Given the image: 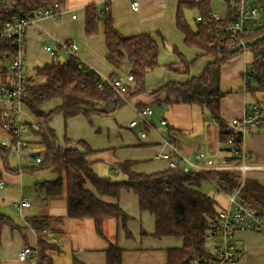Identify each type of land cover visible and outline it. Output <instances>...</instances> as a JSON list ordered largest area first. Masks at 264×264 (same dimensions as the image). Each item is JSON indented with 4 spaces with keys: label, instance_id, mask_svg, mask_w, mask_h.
I'll return each mask as SVG.
<instances>
[{
    "label": "trees",
    "instance_id": "16d2710c",
    "mask_svg": "<svg viewBox=\"0 0 264 264\" xmlns=\"http://www.w3.org/2000/svg\"><path fill=\"white\" fill-rule=\"evenodd\" d=\"M17 5L32 12L38 8L49 7L55 3L63 4L65 0H11ZM214 0H179L176 9V26L184 34V43L189 48L199 49L202 55L188 60L175 48L179 62L168 65L171 70L190 74L192 68L203 57L212 58L199 76H193L184 83L168 82L158 89L148 92L146 88L147 74L159 66V42L151 33L124 36L116 28L111 11V4H90L85 7V31L88 36L102 31L105 35L108 54L106 60L113 68L111 78L120 74H130L133 80L126 96L129 99L142 94L155 98L165 94V103H189L198 106L204 113L210 114L219 126L220 142L227 152L226 143L231 135L239 134L234 126L227 122L221 114V102L226 93L221 89L222 66L233 58L243 55L242 48L229 49L228 45H219L211 35L215 25L209 15L213 10ZM264 2V0H263ZM195 7L201 20L195 18L193 28L185 18L183 9ZM7 7L0 3V27L9 18ZM248 50L253 52L251 64L254 70L252 79H248V93L257 101L264 95V25L246 37ZM52 44V43H51ZM14 50L10 39L0 38V54H9ZM124 52L130 59V68L123 71ZM57 54V53H56ZM174 64H180L177 69ZM38 82L29 88L26 106L40 125L34 132L33 140L37 147H42V161L38 166H25L22 172L34 173L40 170L55 168L61 173L56 180L36 183L35 190L46 199L65 196L67 216L71 219H93L95 230L104 237L103 223L105 219L116 218L127 237L131 232L127 222L131 219L118 203L105 202L100 196L119 198L122 190L132 191L138 197L141 211L152 214L155 218V238L175 237L182 245L168 249L165 264H187L196 252H204L205 233L210 221L222 208L216 197L204 193L200 187L205 179L196 173H184L180 170L166 168L154 173L136 172L135 161L124 160L112 162L111 176L97 173L96 155L101 151L94 150L84 140H66L72 147H63L59 142L51 121L56 115H62L65 121L71 117L82 115L92 123L93 116L106 117L114 114L126 105L107 85L98 87L101 76L94 69L70 55L65 60L54 57L52 62L35 66ZM39 79L43 81H39ZM174 97V100L171 99ZM60 98L62 103L48 112L42 107L53 99ZM146 105H143L144 107ZM173 130L172 128L169 129ZM172 137V132L169 134ZM40 137V138H38ZM8 152L0 150V158L8 172H19L8 166ZM231 158V161H236ZM229 179L235 188L239 179L235 173L214 172ZM124 175V179H114ZM92 186L95 191L87 186ZM229 191H232L229 189ZM241 197L251 205L264 212V185L258 180L247 178L241 190ZM225 206V205H224ZM223 206V207H224ZM48 217H32L26 227L32 228L38 235L39 258L37 264H57L49 254L55 248L53 243L42 239L43 230L49 226ZM5 224L14 227L12 221L0 214V230ZM143 234L146 232L143 231ZM123 248L117 243L106 249L107 264H122Z\"/></svg>",
    "mask_w": 264,
    "mask_h": 264
},
{
    "label": "crops",
    "instance_id": "0c3cea01",
    "mask_svg": "<svg viewBox=\"0 0 264 264\" xmlns=\"http://www.w3.org/2000/svg\"><path fill=\"white\" fill-rule=\"evenodd\" d=\"M106 1L111 4L115 26L122 35L151 33L159 42V66L146 77L148 92L168 82L184 83L193 76H199L212 60L210 57H203L192 68L190 74L166 67L168 63L179 60L175 48L188 60L203 54L201 50L185 45V36L176 26L175 16L179 0H139L140 8L137 11L133 9L131 0H65L61 5L62 14L59 19L45 18L39 21L44 30L42 35L34 30L30 31L28 35L30 65L37 66L40 60L45 63L52 62L54 57L44 50L45 44H51L55 40H72L78 44L79 56L85 64L102 76H111L113 68L106 60L108 49L102 26L99 33L91 36L85 31V7ZM240 57L242 55L228 60L222 66L221 89L226 96L221 102V114L229 123L233 118L242 115L245 102L252 99L249 93L242 92V80L236 84L235 89H229L230 82L243 77L242 73L247 63L244 60V64L240 63ZM163 64L164 67H161ZM171 99L174 100V97ZM164 100L165 94L161 95L158 101L148 94L138 95L132 99L138 107L146 105L153 110L154 130L142 123L133 128L129 126L136 117L135 110L129 104L112 115L93 116L92 123L82 115L71 117L67 121L62 115H57L51 121V126L56 131L61 146H73L72 143H66L65 139L84 140L94 150L101 151L96 155L98 160L94 166L100 162L104 163L105 159L110 163L112 159L131 160L135 161L133 170L136 172L162 171L168 168L167 162L156 158V155L168 150V147L164 146V141L171 132L180 152L187 157H192L197 151H204L215 159L226 155L220 142L219 126L210 114L204 113L196 105L182 102L171 104L165 103ZM61 103L60 98L53 99L44 105L42 110L48 112ZM153 103L161 106L159 114L152 106ZM160 120L167 121V125L161 126ZM171 128L173 130L170 131ZM142 130L146 131L145 136L140 135ZM244 141L250 157L249 163L264 166V126L254 128L244 137ZM18 165L15 169H18ZM22 166L25 167L23 164ZM18 171L7 172L0 158V182L3 183L0 187V214L8 217L14 226L5 224L0 230V264H34L32 260L18 259V252L23 246L32 245L38 240L35 230L26 227L27 220L32 217L49 218V226L45 228L42 239L55 245L49 254L57 264H107L105 251L115 243L124 249L122 264H165L168 249L182 245L179 238L159 239L153 236L155 218L152 214L140 210L138 197L132 191L122 190L119 198L100 196L105 202L118 203L131 217L127 222L131 237H127L120 220L116 218L104 220L102 237L97 234L93 219H71L67 216L65 196L53 199L39 196L34 188L41 179L25 182L24 172ZM104 172L102 176H111L105 170ZM109 172L111 173V170ZM247 177L264 185V169L250 170ZM124 178V175L114 177L120 180ZM34 180L38 181L33 184ZM25 184H33L31 194L36 195L38 199H32L31 194L23 193ZM87 187L95 191L92 186ZM21 197L27 198L31 205L19 210L14 203ZM143 231L146 234H143ZM237 239L241 264H264L262 234L240 231L237 233Z\"/></svg>",
    "mask_w": 264,
    "mask_h": 264
},
{
    "label": "built area",
    "instance_id": "2783aa9c",
    "mask_svg": "<svg viewBox=\"0 0 264 264\" xmlns=\"http://www.w3.org/2000/svg\"><path fill=\"white\" fill-rule=\"evenodd\" d=\"M131 1L133 9L139 10V0ZM219 1L223 3L221 9H213L209 15L215 25L211 35L219 45H228L231 50L242 48L245 54L248 50L246 37L264 25V2L263 0ZM0 3L5 5L10 13L7 21L0 27V38L10 39L14 46L12 53L0 54V72L8 76L0 82V150L9 154L16 153L19 161L24 159L38 164L42 161L43 148H37V145L32 142L34 132L40 130V125L31 119L25 102L29 88L38 82L35 66L30 65L28 60V35L31 30L42 35L44 30L39 21L45 18L59 19L62 7L61 4L55 3L29 13L24 7L11 0H0ZM197 20L200 21L201 16H197ZM43 47L53 57L72 55L80 60L81 64H85L79 56L78 44L72 40H55L52 44H45ZM4 57L9 59L8 63L4 64ZM99 75L101 76L98 84L100 89H103L105 85L109 86L119 99L135 110L136 117L129 124L131 128L142 123L149 129H155L152 120L153 110L148 106L138 107L126 96L133 80L130 74H120L113 78ZM253 75L252 65L246 66L243 70L242 92L244 94L248 93V79H252ZM160 125L166 126L167 121L160 120ZM231 125L239 134L228 138L226 155L218 159L204 151H197L192 157H187L180 152L176 142L171 140V136L164 141V146L168 147V150L156 155V158L166 161L171 169L201 175L217 193L226 199L225 206L209 223L204 237L206 242L204 252L194 253L187 264H238L240 250L237 245V233L251 231L264 236V212L241 197V190L248 178V172L264 169L263 165L249 163L250 157L244 141V137L254 128L264 126V95L260 97V101L252 98L245 102L242 115L233 118ZM145 134L144 130L140 132L141 136ZM172 137H174L173 133ZM231 158L237 160L231 161ZM22 167L19 163L20 171ZM219 171L235 173V177L239 179L238 185L233 188L229 179L212 174ZM2 185L3 183L0 182V187ZM14 205L21 210L29 207L31 203L27 198L21 197ZM38 258V240L32 245L23 246L18 252V259L21 261L32 260L34 264H37Z\"/></svg>",
    "mask_w": 264,
    "mask_h": 264
},
{
    "label": "rangeland",
    "instance_id": "374dc122",
    "mask_svg": "<svg viewBox=\"0 0 264 264\" xmlns=\"http://www.w3.org/2000/svg\"><path fill=\"white\" fill-rule=\"evenodd\" d=\"M222 6H223V3H221L219 0L214 1L213 4H212V7H213L214 10H220ZM183 11H184V14H185V18L188 20V22L191 24V26L193 28H195L196 27L195 18L197 17V15L199 13L198 9L195 8V7H192V8L186 7V8L183 9ZM240 58H241L240 63L244 64V62H243V60H244L247 63L246 66L250 67L251 64L253 63L254 55H253L252 51L247 50L245 52V54H243L242 57H240ZM65 59H66V56H60V60H65ZM3 60L5 61L4 62V64H5V63H8L9 59L4 57ZM177 62H179V60ZM177 62L168 63L166 65V67L168 65H170V64L177 63ZM44 63H45L44 61L42 62L40 60L39 62H37V65H42ZM164 65L165 64L160 65V66L164 67ZM173 66H175L177 69H181V65L180 64H174ZM168 69H170V68H168ZM6 77H8V76H6V75H4L3 73L0 72V82L2 81V79L6 78ZM239 77H240V75H239ZM241 80H242V84H244V78L241 77L240 80L236 79L235 82H230L229 83V89H235L236 84L240 83ZM39 81H43V80L39 79ZM48 106H46V107H48ZM152 106L155 108L157 114H159L161 112V106H158V103H153ZM44 112H47V111H44ZM30 117H31L32 120L37 121V120H35L33 115H30ZM38 138H40V137H38ZM33 139H36V137L34 136ZM37 148H39V146ZM21 161H22L21 163L24 166H30V165L38 166V164H39V163L38 164L37 163H32V161H30V160L22 159ZM114 161L115 160L112 159V162H114ZM117 161H119V160H117ZM19 162L20 161H19L18 156H17L16 153L9 154V156H8V166L11 169L17 168V165H18ZM111 164L112 163H110L109 160L105 159L104 163L100 162L97 166H95V168H96L97 172L99 174H101V175H104V173H105L104 170L106 171L107 174L111 175V173L109 172L111 170V166H110ZM23 176H24L25 182H27V181L29 182L30 180H33V179H38V180L41 179L40 181L43 182V181H51V180L58 179L60 177V172L58 171V169L51 168V169L40 170V171H37V172H34V173L24 172ZM113 178H114V176H113ZM38 180H34V181H32V183L34 184ZM33 184H30V185L29 184H25V186H24L25 190H24L23 193L24 194H31L32 193ZM200 189L204 193H207L208 195H212V196L216 197L217 200L219 201L220 205H222V207L226 204V199L224 198V196H222L219 193H217L215 188L208 181H204L202 186L200 187ZM18 194L20 195V192H18ZM30 197L32 199H34V198L38 199V197L36 195H32V194H31ZM207 247L209 248L210 246L208 245ZM241 263H242V261H240V264Z\"/></svg>",
    "mask_w": 264,
    "mask_h": 264
},
{
    "label": "water",
    "instance_id": "95a60500",
    "mask_svg": "<svg viewBox=\"0 0 264 264\" xmlns=\"http://www.w3.org/2000/svg\"><path fill=\"white\" fill-rule=\"evenodd\" d=\"M124 57H125V59H124V63H123V66H122V70L126 72L130 68V59H129L128 54L125 53V52H124ZM35 154H39V152H35Z\"/></svg>",
    "mask_w": 264,
    "mask_h": 264
}]
</instances>
